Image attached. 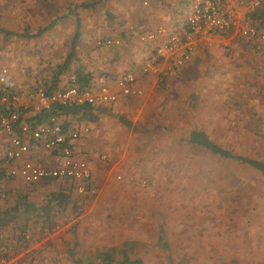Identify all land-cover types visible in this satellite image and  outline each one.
Segmentation results:
<instances>
[{
  "label": "crops",
  "instance_id": "0c3cea01",
  "mask_svg": "<svg viewBox=\"0 0 264 264\" xmlns=\"http://www.w3.org/2000/svg\"><path fill=\"white\" fill-rule=\"evenodd\" d=\"M6 3L7 0H0V8L6 7ZM28 3L31 7L40 8L43 13L54 12L56 6L59 7L55 0H18L10 4L27 6ZM65 3L67 6L64 11L68 9L67 15L74 13L77 7L81 8L78 12L83 17H80V47H77V51L80 56L94 54V58H99L98 63L97 60L94 61L95 70L99 69L94 76L105 77L108 85L116 91L118 79L125 73H134L138 78L137 85L143 93L140 96L120 94L115 103L95 106L96 121L93 123L85 120L79 122L74 118H68L65 123V118L60 119L62 124L64 122L69 125V131L83 126L90 128V132L84 134L72 146L75 154L87 160L92 168L90 186L95 193L89 195L93 197L84 198L78 191H73V198L66 210L54 219L61 228L52 237L47 238L41 234L40 224L32 223L39 220L37 214L44 210L47 201L58 195L59 191L68 190V185L62 181L27 185L20 178H7L5 170L9 165L0 160V182L4 183L8 193L7 201L0 197V207L8 208L9 211L16 208L21 212L24 209V197H29L36 209L26 214H18L24 219L29 217L32 226L29 232L31 240L24 242L27 250L20 249L23 244L14 245L16 250L13 251L12 257L16 264H149L152 254L161 252L160 244L155 242V246H152V241L161 238V234H157L160 233L158 227H153L156 224H151L157 221L149 212L150 200L134 196L135 180L139 177L145 179L146 176L135 171L131 156L132 138L141 137L133 133V126L136 124L130 121L135 117L133 113H137L136 118H139L138 128L151 120L155 123L159 119L160 123L165 125L167 117L174 118L175 121L178 119L179 128L178 133L176 129L175 136L178 134V140L181 142L187 141L195 130L204 131L209 135L204 128H199L204 124L198 119V109H195L197 103L207 102L209 91H214L212 85H215L216 78L228 77L221 73H239L240 78L245 81L241 84L246 85V88L252 85L264 88V55L256 51L246 39L234 40L230 45L216 37L200 40L191 60L170 73L165 84L159 87L155 75H144L142 69L155 55L156 48L163 43L164 38L142 42L140 35L161 26L165 27L169 34H181L191 13L190 0H67ZM84 4H95L93 8L96 9H82ZM100 6L103 9H99ZM91 10H101L111 17L109 20L104 19L105 17L96 19L95 16L91 17ZM37 12L40 11H34ZM263 16L264 5L253 15V23L264 31V25L259 21ZM58 19L60 17L39 29L51 24L53 26L50 30L54 29ZM0 30H4L1 25ZM106 39H118L120 45L106 47L104 50L97 49L96 43ZM4 68L9 67L0 64V73ZM10 76L11 73L9 79ZM20 77V81H13L12 87L18 91H28L32 83ZM26 94L31 97L33 93ZM186 100L191 103L190 117L193 122L190 119V122L182 123V119L189 117V104L184 103ZM153 102L158 103L156 110L159 114L154 113L155 108L151 105ZM147 106L151 117H148V112L145 113ZM183 110L188 111L187 115H183ZM29 118V121L33 119ZM187 123L193 127L190 131L183 132L181 125ZM5 140L0 143V148L7 146ZM138 152L141 155L142 149ZM31 154L45 166L54 165L56 160L55 156L45 152L39 144L32 146ZM20 164L21 162L17 163ZM142 181L147 183L143 185ZM148 183L145 179L138 184L147 187ZM154 229H157V233L153 232ZM152 261L154 264H162L160 257Z\"/></svg>",
  "mask_w": 264,
  "mask_h": 264
},
{
  "label": "rangeland",
  "instance_id": "374dc122",
  "mask_svg": "<svg viewBox=\"0 0 264 264\" xmlns=\"http://www.w3.org/2000/svg\"><path fill=\"white\" fill-rule=\"evenodd\" d=\"M7 1L6 7L0 8V25L13 36L4 40V34L0 33V64L10 68L6 69L11 76L9 79L8 74L6 83L2 84L13 88V81H20L22 76L32 86L28 91H16L30 93L65 62L75 35L78 30L80 32V17L83 16L79 7L67 15L68 9L64 11L67 0H55L59 7L49 13L31 7L30 3L21 6L10 4L18 0ZM98 8L103 9L101 6ZM35 10L41 13H34ZM90 12L96 19L105 17L109 20L111 17L101 10ZM58 17L60 19L54 29L38 37H25L38 33L39 28ZM78 42L79 39L70 73L80 69L93 75L98 73L94 61L98 63L99 58H94V54L80 56ZM70 73L62 76V85L71 80ZM221 74L228 77L216 78L215 85H212L214 91H209L207 102L200 101L195 107L200 123L204 124L199 128H204L223 148L264 161V88L260 85L246 88L241 84L245 81L239 73ZM184 103L189 104V113L183 110V115L188 113L189 117L181 122H190V119L193 122L191 103L187 100ZM151 105L155 108L154 113L159 114L156 110L158 103ZM148 110L147 106L145 113L151 117ZM133 114L135 117L129 118L136 123L133 133L141 137L132 138L131 156L135 171L144 173L149 181L147 187H142L138 183L145 179L137 178L134 196L150 200L149 212L157 221L151 224L160 229V233L157 229L153 232L161 234V238L152 241V246L155 242L160 244L162 253L152 254L149 264H154L152 260L159 257L162 264H264L263 177L246 165L179 141L178 134L175 136L179 128L178 119L167 117L165 125H162L156 117L155 123L151 120L138 128L139 118H136L137 113ZM181 127L185 132L190 131L193 125L187 123ZM140 148L141 155L138 152Z\"/></svg>",
  "mask_w": 264,
  "mask_h": 264
},
{
  "label": "built area",
  "instance_id": "2783aa9c",
  "mask_svg": "<svg viewBox=\"0 0 264 264\" xmlns=\"http://www.w3.org/2000/svg\"><path fill=\"white\" fill-rule=\"evenodd\" d=\"M191 13L181 34H169L163 26L140 35L142 42H153L163 37V43L155 55L142 69L144 75L154 74L157 86L163 84L170 73L191 60L200 40L220 38L230 45L234 40L246 39L260 54L264 55V31L253 23L254 13L264 5V0H190ZM99 48L120 45V40L106 39L96 43ZM8 70L0 73V83H6ZM76 78L71 77L70 85L60 91L48 92L38 87L33 96L24 92L5 94L0 97V143L5 139L7 146L0 148V160L9 165L5 170L7 178H20L27 185L54 180H72L77 185L79 194L95 193L90 186L93 171L87 160L78 157L73 150V143L90 132L87 126L65 131L60 118L50 116L47 121H29L35 117L53 112L57 107L102 106L118 101L124 96H140L142 89L137 85L134 73H125L117 81V90L113 91L105 77H99L94 85L79 89ZM31 98V99H30ZM39 144L44 151L55 156L54 165L45 166L32 156V146ZM21 162L20 165L17 163ZM147 182L142 181L145 185ZM4 183L0 182V197L7 198ZM55 223L46 227L47 238L60 231ZM26 242L31 240L28 234ZM20 249L27 250L26 244ZM16 246L0 244V264H16L13 251Z\"/></svg>",
  "mask_w": 264,
  "mask_h": 264
},
{
  "label": "trees",
  "instance_id": "16d2710c",
  "mask_svg": "<svg viewBox=\"0 0 264 264\" xmlns=\"http://www.w3.org/2000/svg\"><path fill=\"white\" fill-rule=\"evenodd\" d=\"M95 4L92 5H83V8H93L95 7ZM254 18V17H253ZM259 21L264 25V16L259 18ZM53 24L49 25L48 27L41 29L38 31V33L26 35L25 37L28 38H34L41 36L45 32L49 31L52 28ZM79 31V30H78ZM77 31L75 35V39L72 45V50L70 51L68 57L66 58L65 62L57 67L54 73H52V76L49 79H44L41 85H38L30 90V92H34L36 88L43 87L46 89V91L52 93L60 90L66 89L70 85V80L68 83L62 85V76L65 73H70L71 71V63L74 61L76 56V44L79 39V32ZM0 33L4 34L3 38L5 40L13 36L12 33L7 32L5 30H0ZM24 36V35H23ZM70 76H74L76 78L75 85L79 87V89H84L87 87H90L94 85L95 83V77L93 73H86L84 70L80 69L77 70L74 73H70ZM17 92L15 88H11L10 86L1 85L0 84V97L5 94H11ZM3 107L0 106V113L3 112ZM50 116H56L60 119L65 118V123L67 122L68 118H74L81 121L85 120L88 122H95L96 121V107L91 105H84V106H69V107H57L54 109L53 112L36 115L33 117L32 121L37 122H44L47 121V119ZM64 124V129L67 131V128L69 125ZM81 124V123H80ZM185 142L189 146L193 147H200L202 149L207 150L212 155L230 160V161H236L238 163H241L243 165H246L250 168H252L254 171L258 172L264 179V161L253 159V158H247L242 155H237L232 150L223 148L219 144H217L213 139L210 138L208 134H206L204 131L201 130H195L192 132L189 136V139ZM58 180L50 181V182H57ZM64 183L68 185V190H61L59 191L58 195L53 196V198L49 199L47 201V204L45 205L44 210H42L40 213L37 214V218L39 220H36L33 225H39L40 224V233L44 234V229L46 227H52L56 222L55 218L57 215L61 214L62 211L66 210V207H68L69 203L71 202V198H73V191L75 190L77 192V185L74 181L66 179L63 180ZM84 198H89L93 196H89V193L80 194ZM8 197V195H7ZM22 201V206H24V209L21 210V212H18L20 209L12 208L10 211L9 209H3V207H0V244L5 245H22L24 242H26V235L31 232L32 226L30 223L29 217L26 219L20 217L18 214H26L27 212H33L36 211V209L33 207L32 202H30L29 197H24ZM7 199V198H6ZM4 199V200H6ZM7 201V200H6ZM55 204V205H54ZM19 208V207H18ZM17 211V213H15ZM52 214H50V213ZM30 235V234H29ZM45 235V234H44ZM46 236V235H45ZM129 264H138V263H129Z\"/></svg>",
  "mask_w": 264,
  "mask_h": 264
}]
</instances>
